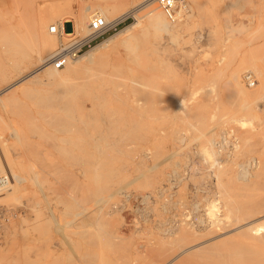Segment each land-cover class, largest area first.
Instances as JSON below:
<instances>
[{"label":"rangeland","instance_id":"1","mask_svg":"<svg viewBox=\"0 0 264 264\" xmlns=\"http://www.w3.org/2000/svg\"><path fill=\"white\" fill-rule=\"evenodd\" d=\"M56 1L0 0V15L32 37L31 55L35 22ZM254 1L189 0L183 32L163 49L150 28L81 78L47 83L46 71L0 97V176L14 186L0 193V264H264V10ZM107 2L113 21L145 4ZM45 59L0 66V91ZM99 73L110 92L92 107Z\"/></svg>","mask_w":264,"mask_h":264},{"label":"bare ground","instance_id":"2","mask_svg":"<svg viewBox=\"0 0 264 264\" xmlns=\"http://www.w3.org/2000/svg\"><path fill=\"white\" fill-rule=\"evenodd\" d=\"M75 1L77 3H79L78 6L81 9L79 12L74 10ZM90 1H92V0H58L56 2H53L52 4H47L45 7L43 6L45 8V10H47V13L48 12L49 13H48V16H46V14H45V16L42 17L39 21L35 22V32H34V34H32V36H33L34 42L36 43V45L38 46L40 51L38 50L39 51L38 53H33L32 55L30 54V53H32L30 51V48L34 49V47H36V46H34V47L30 46V44H29V40H30L29 36H30V34H29L28 30L24 26H22V24L18 23L17 21L15 22L12 19H7L6 17H2L0 15V66L3 65V67H5L6 69L11 67L14 63L16 64V67L19 68L20 66H17V65H19V60L22 59V58L27 59V60L30 59V61H32L33 59H37V58L42 60V59H45L46 57H48L50 59L51 57H49V56H52V52L57 47V43H58V41H56V36L58 34L53 33L51 31L52 26L62 27L64 23L75 22L76 30L87 31L88 27H89V23L96 16L104 17L108 22H112L114 25L115 24H119L121 21L127 19L130 16L135 18V22L133 24L123 28L117 34L112 35L109 38H107V39H105V40L93 45L92 48L87 50L85 53L80 55L78 58L70 61L62 69H57V68L53 67L50 64V62H48L49 60L46 61V65H45V62L42 61L44 66H41L42 65L41 64L40 65L41 67L39 66V68L37 69L36 68L37 65H36V67H35L36 70H33L30 73H28V74L26 73L25 76L21 77L16 82H14L12 84H9L7 87H5L4 89H2L0 91V97H4L5 98V97H8L9 95H11V97H14L15 94L19 91L18 90L19 86L23 85V84H25L27 82H30V84H31V82H33V83H36V82L37 83H43L44 80H40L38 75L41 74V73H44L46 71L48 73L47 76H46V79H45V81L47 83H51V82H53L56 79L66 82V81L70 80L71 78L80 77L78 75L81 74V73H82L81 74V77H82L84 71H85V75L87 73L89 74V72L92 71V65L93 64H96L97 62H102L110 52L117 50L119 47L129 45L133 40H136L138 37L140 39L139 35H141L144 31H146V30H148L150 28L153 29L154 31H156V33H163V35L161 34L163 36V38L160 41H158V43H156L157 44L156 45L157 49H159V50L163 49V46L168 41V37H174V36L179 35L181 32H183V30H184V18H185V16L188 13V5H189V0H185V2L183 4H181V9H180L179 14H178V19L176 21H174V23H173V21L169 20V18L166 16V14L163 12V10L160 8L159 5L153 6L150 9V11H148L144 15H140L139 14V11L141 9H143L144 7L150 5L153 2H156V0H145V4H144L145 6L144 5L143 6H139L135 10H131L128 13L124 14L121 18L114 19V21H113V20H110L109 13L112 14V13L116 12V9H117V4L116 3L115 4L113 3V5L116 6V8H115V7H113L112 3L111 2H107V0L106 1H102V3L100 5H98V6H93L92 4H89ZM254 2H255L256 7H259V8L264 10V1L263 0H255ZM122 5H124V4H122ZM118 9H120V8H118ZM111 10H113V11H111ZM57 20H59L58 23H56ZM51 22H53L54 24H50ZM31 42H33V41H31ZM35 43H33V44L35 45ZM239 47H241V46H239ZM12 56H14V58H13L14 60H12ZM250 59H252V58H250ZM45 60H47V59H45ZM30 61H28L27 64H26V62H23L24 68L22 69V66L20 68V69L23 70V72H26V70L29 69ZM25 64H26V66H25ZM3 69L0 68V72L2 73V75L4 74V76H5L7 71L4 70V72H3ZM100 74L101 73H99V75ZM95 76H96L95 78L93 77L94 79L92 78L93 81L91 80L92 82H94L93 83V91L87 94L88 98H89V101L91 102L92 107L94 105L100 104L101 102H103V100H105V98H106L105 96H106V94H107V92L109 90L107 91L103 87L102 84H104L105 82H107V84H108L110 82L109 78L106 79L105 78L106 76L104 77V75L99 76V77L97 75H95ZM236 76L238 78L237 74H236ZM83 78H85V77H83ZM100 79L104 82L102 84L100 83L101 85L97 84V81L100 80ZM257 79H259V78H257ZM262 80L264 81V79H262ZM74 81H75V79H74ZM82 81H79V82L82 83ZM233 82L236 83V84L233 83V85H235L236 88H242V89L246 88V87H244V85L239 87V84H238V87H237V83H239V81L238 80L235 81L234 78H233ZM84 84H86V83H84ZM63 85H65V84L63 83ZM24 87H26V86L24 85ZM62 88H64V87L62 86ZM256 89H255V91H257ZM246 90L249 92V89H246ZM246 90L243 89V91H246ZM247 91H246V93H247ZM250 92H252V91L250 90ZM252 94H253V92H252ZM251 95H249V96H251ZM63 99H66V97L63 98ZM44 100L46 101L45 98L43 99V102H44ZM47 101H49V100H47ZM58 103H61V102H58ZM180 103H181V101H180ZM255 104H257V103H255ZM180 105H182V104H180ZM251 105H252V103H251ZM251 105H249V106H251ZM250 109H251V107H250ZM254 111H256V110H254ZM249 113L251 114L252 111L250 110ZM248 116H246V117H248ZM249 118L246 119L244 117L243 118L241 117V119H237L236 121L241 123L242 125L248 123L247 125L249 126V124L253 123V121H257L258 120V119L256 120V117L254 118V114L252 115V117L250 119ZM233 121H235V120H233ZM257 122H255V123L257 124ZM199 130H201V129H199ZM200 133H202V132H200ZM205 134H207V133H205ZM201 136H203V135H201ZM235 146H236V144H235ZM197 151H198V149H197ZM203 153H204V156H206V157H207V155H209L208 157H213L214 150H213V152H211L210 150H206V148H205L203 150ZM204 156H202V157H204ZM206 157H205V159H207ZM210 163H211V160H210ZM261 166H263V165H261ZM1 177H4V178H1ZM0 178H1L0 179V193L1 192L8 193V194L13 193L14 192V186H12V184L10 183V179L7 178L6 176H2V175L0 176ZM114 199H116V198H114ZM218 205H219L218 203H215L213 201L210 204V208H209V216L214 218V220L217 219L216 221H220V219L218 220V217H219V212H218L219 206ZM237 209H238V207H237ZM253 214H254V212H253ZM255 227H256V225H255ZM256 230H257L256 232H258V231L260 232V231L264 230V224L263 225L260 224L259 226H257Z\"/></svg>","mask_w":264,"mask_h":264},{"label":"built area","instance_id":"3","mask_svg":"<svg viewBox=\"0 0 264 264\" xmlns=\"http://www.w3.org/2000/svg\"><path fill=\"white\" fill-rule=\"evenodd\" d=\"M156 2L166 16L174 22L178 19L181 4H183L185 0H156ZM70 23H64L62 27L52 26L51 28L53 33L65 38V41L61 43L48 61L57 69L64 68L70 61L78 58L92 48L100 39L104 38L112 31L117 30L120 24L114 25L112 22H108L104 17L96 16L89 23L88 30L85 33H80L76 31L75 24L73 23L72 30L67 32L65 30V24ZM247 81L250 85H253L255 82L252 75L247 76Z\"/></svg>","mask_w":264,"mask_h":264},{"label":"crops","instance_id":"4","mask_svg":"<svg viewBox=\"0 0 264 264\" xmlns=\"http://www.w3.org/2000/svg\"><path fill=\"white\" fill-rule=\"evenodd\" d=\"M67 24H65V27H66Z\"/></svg>","mask_w":264,"mask_h":264}]
</instances>
